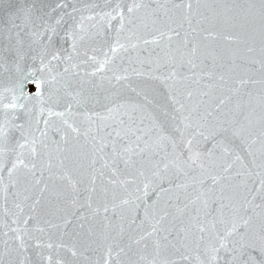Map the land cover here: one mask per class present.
Listing matches in <instances>:
<instances>
[{
	"label": "snow or ice",
	"instance_id": "snow-or-ice-1",
	"mask_svg": "<svg viewBox=\"0 0 264 264\" xmlns=\"http://www.w3.org/2000/svg\"><path fill=\"white\" fill-rule=\"evenodd\" d=\"M0 264H264V0H0Z\"/></svg>",
	"mask_w": 264,
	"mask_h": 264
},
{
	"label": "water",
	"instance_id": "water-1",
	"mask_svg": "<svg viewBox=\"0 0 264 264\" xmlns=\"http://www.w3.org/2000/svg\"><path fill=\"white\" fill-rule=\"evenodd\" d=\"M45 3H50L52 5H55V3L59 2V0H44Z\"/></svg>",
	"mask_w": 264,
	"mask_h": 264
}]
</instances>
